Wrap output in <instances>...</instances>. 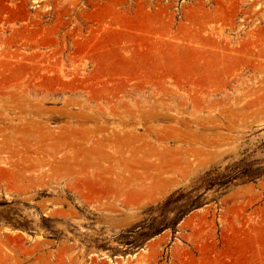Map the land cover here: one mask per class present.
Here are the masks:
<instances>
[{"label":"rangeland","instance_id":"1","mask_svg":"<svg viewBox=\"0 0 264 264\" xmlns=\"http://www.w3.org/2000/svg\"><path fill=\"white\" fill-rule=\"evenodd\" d=\"M0 264H264V0H0Z\"/></svg>","mask_w":264,"mask_h":264}]
</instances>
